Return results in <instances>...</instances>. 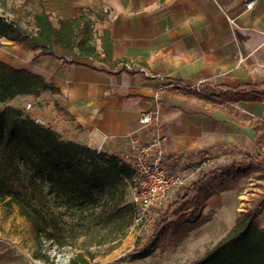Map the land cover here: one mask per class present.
<instances>
[{
	"label": "crops",
	"instance_id": "1",
	"mask_svg": "<svg viewBox=\"0 0 264 264\" xmlns=\"http://www.w3.org/2000/svg\"><path fill=\"white\" fill-rule=\"evenodd\" d=\"M40 9L54 22L84 14L98 54L74 60L80 65L42 57L28 68L59 90L67 141L120 156L130 150V137L151 139L153 128L139 118L157 112L168 173L195 166L186 155L218 144L264 160V0H41ZM25 51L32 59L35 52ZM124 63L136 72L118 71ZM193 84L218 99L234 90L253 100L220 103L184 89ZM224 154L231 156H214ZM259 181L264 185V174ZM243 188L211 197L203 215L212 212L213 219L200 228L212 226L214 236L233 226L235 204L257 187ZM256 224L264 229V208Z\"/></svg>",
	"mask_w": 264,
	"mask_h": 264
},
{
	"label": "trees",
	"instance_id": "2",
	"mask_svg": "<svg viewBox=\"0 0 264 264\" xmlns=\"http://www.w3.org/2000/svg\"><path fill=\"white\" fill-rule=\"evenodd\" d=\"M33 21L35 31L28 32L16 21L0 16V39L24 45L27 50L35 52L31 59L33 62L49 57L65 64L80 65L74 60L98 55L89 20L84 14L69 21L54 22L40 9L33 14ZM28 67L17 68L0 61V103L18 97L60 94L41 76L28 71ZM219 97L216 100L220 103L253 100L234 90H228ZM218 152L231 155L229 166L209 171L200 169L194 181L176 190L175 198L164 212L159 213L146 253L165 244L179 246L190 233L212 220V212L203 215L205 203L211 197L216 196L220 200L222 193L240 190L241 182L249 175L258 173L259 177L264 174V160L259 155L224 144L196 156L186 155L185 159H195L194 165L200 167ZM128 162L118 155L63 141L56 132L18 109L0 111V204L8 209L17 208L20 216L31 224L39 248L43 240L51 241L58 249L71 245L70 241H77L82 235L73 229H70L71 235L66 234L59 223L60 210L92 205L96 199L93 192L102 191L107 183H110V192L116 183L131 180L133 172ZM17 185L21 189H17ZM109 196L93 222L88 221L84 225L92 234L98 226L109 227L111 232L118 231V241L110 251L125 238L137 213L132 204L123 203V195L116 199L113 194L109 193ZM52 201L61 203L55 209L58 211L50 210ZM263 208L264 199H259L248 210L237 214L224 237L190 264H264V229L256 224ZM97 242L99 245L102 243ZM95 257V253L81 250L72 253L66 264H90Z\"/></svg>",
	"mask_w": 264,
	"mask_h": 264
},
{
	"label": "rangeland",
	"instance_id": "3",
	"mask_svg": "<svg viewBox=\"0 0 264 264\" xmlns=\"http://www.w3.org/2000/svg\"><path fill=\"white\" fill-rule=\"evenodd\" d=\"M40 3L41 0H0V16L16 21L20 27L28 32H34L33 14L40 10ZM26 55L24 45L11 44L0 39L1 61L10 60L13 62V67L24 68L28 65V68L32 69L37 63ZM204 97L216 101L215 97L208 94ZM56 101L57 97L49 94L42 95L40 99L18 97L0 103V111L9 108L18 109L32 119H37L40 125L56 132L61 140L67 141V137L63 135L66 133L67 121L60 118ZM28 103L31 104L29 110L26 109ZM131 155L129 150L120 156L131 157ZM231 160L232 157L225 154L221 156L213 155L212 159L208 160L204 166H188L173 172L183 175L186 178L185 185H187L198 177L200 169L209 171L220 166L227 167ZM259 178L258 173H254L241 182V188L238 192H241L244 189L243 187L248 189L247 191L251 190V187H257L259 190L256 188L253 196L250 195L247 202L235 204L233 209L235 217L237 214L248 210L257 200L261 199L263 201L264 185L260 183ZM108 186H110V183H107L102 191L93 192L96 199L92 205L69 207L65 210L63 207L60 210L62 216L59 223L65 229L66 234L71 235L70 229H73L76 234L82 235L77 241H70L71 245L61 249L56 248L48 240H43L42 246L37 247L31 224L20 216L15 206L8 209L0 204V264H66L72 253L81 250H88L96 254L90 264H190L208 252L232 227L227 223L220 233L213 236V227L205 226L207 228H200L191 233L179 246L173 247L165 244L146 253L145 251L149 250L150 247L147 244L152 238L153 226L157 223L159 213L164 212L169 202L175 198L177 192L175 190L165 197L161 205L152 209L151 213L143 215L140 213L139 219L133 222L117 248L109 251L110 247L117 243L119 232H111L109 227L102 228L98 226L92 234L84 224L88 221L93 222L94 216L107 203V199L110 197L109 193L113 194L114 199L123 195V203L132 204L137 189L133 179L116 183L110 192ZM17 189H21V187L17 185ZM256 190L259 192H255ZM260 191L263 193L262 195H259ZM60 204L59 201H52L50 210L58 211V209H55ZM97 241H102V243L99 245Z\"/></svg>",
	"mask_w": 264,
	"mask_h": 264
},
{
	"label": "built area",
	"instance_id": "4",
	"mask_svg": "<svg viewBox=\"0 0 264 264\" xmlns=\"http://www.w3.org/2000/svg\"><path fill=\"white\" fill-rule=\"evenodd\" d=\"M252 5L253 2H249L246 4V8L250 9ZM227 20L229 23L233 22L231 19L227 18ZM118 71L136 72L132 65L127 63L120 65ZM164 88L177 90L178 86L162 85L159 90ZM184 89L198 95L207 96L199 84H193L184 87ZM30 108L31 104L28 103L26 109L29 110ZM35 122L38 123V120H35ZM139 123L146 127H152L153 136L146 143H141L136 137H130L129 145L132 155L131 157H120L121 160L129 161L128 165L133 172L132 179L137 189L134 203H132L137 213L135 221L139 219L140 213L142 215L151 213L152 209L161 205L169 193L186 184V178L183 175L168 173L163 166L166 161L164 146L167 137L164 127L158 118V113H144L140 116ZM96 151L99 152L100 150ZM204 165L205 163L201 166Z\"/></svg>",
	"mask_w": 264,
	"mask_h": 264
}]
</instances>
